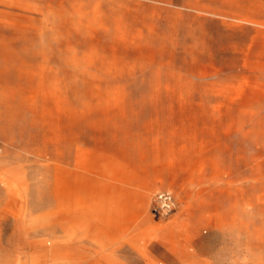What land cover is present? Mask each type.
<instances>
[{
	"label": "rangeland",
	"instance_id": "rangeland-1",
	"mask_svg": "<svg viewBox=\"0 0 264 264\" xmlns=\"http://www.w3.org/2000/svg\"><path fill=\"white\" fill-rule=\"evenodd\" d=\"M0 264H264V0H0Z\"/></svg>",
	"mask_w": 264,
	"mask_h": 264
},
{
	"label": "built area",
	"instance_id": "built-area-1",
	"mask_svg": "<svg viewBox=\"0 0 264 264\" xmlns=\"http://www.w3.org/2000/svg\"><path fill=\"white\" fill-rule=\"evenodd\" d=\"M156 201L159 208L166 213L171 212L175 205L173 195L170 192H159L156 195Z\"/></svg>",
	"mask_w": 264,
	"mask_h": 264
}]
</instances>
